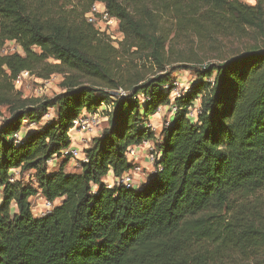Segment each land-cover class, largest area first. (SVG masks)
<instances>
[{"label":"trees","instance_id":"trees-1","mask_svg":"<svg viewBox=\"0 0 264 264\" xmlns=\"http://www.w3.org/2000/svg\"><path fill=\"white\" fill-rule=\"evenodd\" d=\"M254 1L0 0V48L21 50L0 54V264H264V47L192 68L187 90L170 96L190 63L174 47L261 29L264 0ZM95 4L116 21L117 47L86 22ZM23 72L60 75L62 91L25 98L13 86ZM119 89L79 171H65L69 157L50 169L72 122ZM161 107L171 118L156 133ZM144 142L159 155L146 182L106 188ZM36 199L61 201L35 217Z\"/></svg>","mask_w":264,"mask_h":264},{"label":"rangeland","instance_id":"rangeland-1","mask_svg":"<svg viewBox=\"0 0 264 264\" xmlns=\"http://www.w3.org/2000/svg\"><path fill=\"white\" fill-rule=\"evenodd\" d=\"M243 4L254 6V0H240ZM161 27L165 29H173V20H162ZM110 27V26H108ZM113 38V42L118 43L122 37L119 35L115 25L113 28L109 29V34ZM264 47V19L263 26L259 28H242L241 31L236 34H213L208 33L201 40L192 37L189 38L185 43H179L174 48L173 56H180L181 58H190V63H182L176 73L173 74V81L177 82L178 90L184 92L194 81V74L192 73V68H199L201 66H206L209 64H219L220 62L230 59L231 57L242 54L250 48H263ZM136 61V60H134ZM128 61V58L122 59L123 69H126L124 66ZM137 64H140V61H136ZM183 66H187L183 68ZM169 68H171L169 66ZM167 67V69H169ZM63 77L60 75L51 76L48 80H37L34 76L28 75L26 79L22 80V84L16 87V91L20 92L21 95L25 98H51L56 94H59L62 89L60 87ZM39 89H42V92L39 93ZM49 114H52V110L49 111ZM170 114L167 111L160 112V115L156 121H151L154 125V130L156 133L159 132L162 125L168 119ZM170 117V116H169ZM99 118V125L95 130L89 131H76L74 132V139H76L77 145L83 143H89L90 138L95 136L98 132H101L103 128L106 127V121ZM22 131V130H21ZM76 133V134H75ZM157 135V134H156ZM63 157L52 159L50 163V169L56 170L58 165L62 162ZM78 163L74 160H70L66 166V172H78ZM152 170V168H151ZM145 174L149 170L144 169ZM59 204L58 201L54 202V206ZM43 205V200L36 199L32 202V211L34 216L37 217L39 210H41ZM36 208V210L34 209Z\"/></svg>","mask_w":264,"mask_h":264},{"label":"built area","instance_id":"built-area-1","mask_svg":"<svg viewBox=\"0 0 264 264\" xmlns=\"http://www.w3.org/2000/svg\"><path fill=\"white\" fill-rule=\"evenodd\" d=\"M85 20L88 24L94 26V28L101 34H104L105 38H107L109 40V42L114 46L117 47L116 42H113V38H111L110 36H108L107 34H109V29L113 28L115 25L116 27V21L114 19H112L105 10H98L96 8V4L93 6L92 11L88 14L85 15ZM110 26V27H108ZM121 36V34H119ZM122 37V36H121ZM121 40V39H120ZM120 40H118L120 42ZM13 53H21V50L19 47H17L15 45L14 42H7L6 44H4L1 48H0V54L1 55H7V54H13ZM30 75L27 72H23L21 73L16 80L13 82V86L16 89V87L20 86L22 84V80L26 79V77ZM168 86L164 87L165 90H168ZM171 92H170V96L171 98H175V97H179L181 93L180 90H178V84L175 81H172L171 83ZM42 92V89H39V93ZM126 95V92H124L123 90L119 89L118 91H116L114 93V96L110 99H108L106 102L101 103L100 108L96 111V113L94 114H82L79 117H77L72 123V128L70 130V139H71V145L62 150L61 151V155L62 157H69L71 160H75L79 163H85L87 161L86 157L82 154L81 150L79 147H75L72 146V142L74 140V132L76 131H89V130H95L100 121L99 118H102L101 120L107 121L108 117L107 115L104 114H108L111 113L114 109V101L115 98H120ZM172 112H175V108H171ZM159 112V110H158ZM104 113V114H103ZM195 115V110L194 109H189L188 111V117H194ZM50 114L47 113L45 115V119H50ZM148 127L150 128L151 131H155L153 126L151 124H148ZM92 130V131H93ZM143 146H145L147 148V154L145 156V160L146 162L153 166L154 163L158 160V153L155 151V148L153 147V145L150 142H144L142 144ZM132 154V149H128V156H130ZM49 165L51 163L48 162ZM141 173V169L139 166H135L133 167V169L131 171H129L128 173H124L123 175H121L120 177H114V176H110L109 177V181L106 183V188L111 189L113 187H120L122 186L125 189H130V188H134V186L136 185L135 180H134V176L135 174H139ZM32 207V205H31ZM54 207V203L50 202V201H44L43 200V205L41 210H39L37 216H43L47 213H49ZM34 209L36 210V208L34 207Z\"/></svg>","mask_w":264,"mask_h":264},{"label":"crops","instance_id":"crops-1","mask_svg":"<svg viewBox=\"0 0 264 264\" xmlns=\"http://www.w3.org/2000/svg\"><path fill=\"white\" fill-rule=\"evenodd\" d=\"M96 8L98 10H104V6L102 4H96ZM164 110L169 113V108L168 107H161L159 109V112L154 117H152L150 119L149 124H151L154 127V125L152 124V122L153 121H156V119L160 115V112H162ZM169 114H170L169 115L170 117L168 116V119L167 120H169L171 118V113H169ZM29 129H31V128H29ZM29 129H27V130H29ZM27 130H24V131L26 132ZM97 134H99V132ZM95 136H93V137H95ZM92 138H90V140ZM75 140L76 139L73 140L72 146L79 147L80 149L86 148L88 146V144H89V143H83V144L77 145V143H76ZM131 149H132V154L130 156H128V161L133 164V167L139 166L140 169H141V173L135 174V176H134V180H135V183H136V185L134 186V188H137L138 186H140L141 184H143L144 182H146V180L148 179L149 175L153 173V169L151 170V168H152L151 165H149L146 162V160H145V156L147 154V148L145 146L141 145L139 147H133ZM77 163H78V170L77 171H79L80 163L79 162H77ZM144 169L146 171L149 170V172L145 174ZM17 173H18V171H16V170L13 171V174L14 175H17ZM56 201H58L60 203L61 200H56Z\"/></svg>","mask_w":264,"mask_h":264}]
</instances>
